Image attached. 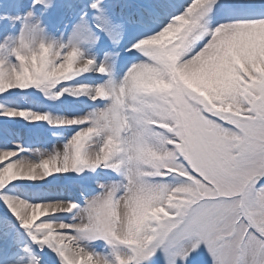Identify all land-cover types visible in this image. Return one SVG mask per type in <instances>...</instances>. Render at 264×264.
I'll use <instances>...</instances> for the list:
<instances>
[{
    "label": "snow or ice",
    "instance_id": "snow-or-ice-1",
    "mask_svg": "<svg viewBox=\"0 0 264 264\" xmlns=\"http://www.w3.org/2000/svg\"><path fill=\"white\" fill-rule=\"evenodd\" d=\"M0 264H264V0H0Z\"/></svg>",
    "mask_w": 264,
    "mask_h": 264
}]
</instances>
